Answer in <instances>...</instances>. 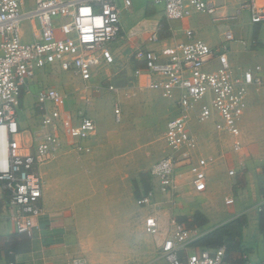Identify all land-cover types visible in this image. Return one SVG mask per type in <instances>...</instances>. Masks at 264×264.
<instances>
[{
  "label": "crops",
  "instance_id": "crops-1",
  "mask_svg": "<svg viewBox=\"0 0 264 264\" xmlns=\"http://www.w3.org/2000/svg\"><path fill=\"white\" fill-rule=\"evenodd\" d=\"M215 1L218 5L215 14L194 13L184 19L169 20L163 5L156 0H130L129 5L118 0L122 33L111 47L115 63L97 67L88 83L72 74L81 83L82 89H87L82 102L84 107L78 109L75 102L66 99L63 89L54 87L67 100L63 104V124L69 121L70 114L74 117L75 125L81 120L76 118L78 114L87 115L97 123L101 110L107 112L109 122H116V101L106 102L103 96L93 95L109 90V86L113 85H104L106 80L97 81L96 72L112 69L113 66L120 70L131 62L133 73L135 68L144 66L143 61L133 56L138 47L154 51L161 55V61H165L168 57L162 51L177 42L187 41L188 31L217 49L225 41V33L232 30L234 40L229 43L228 56L233 68L240 73L260 65L264 76V21L251 22L248 12L235 19L230 18L239 3L246 0ZM259 2L264 3V0ZM32 4L33 0H27L28 6ZM153 33L158 34V41L151 40ZM36 34L34 24H24L25 41L34 40ZM253 40L258 43L253 45ZM217 66L216 59L206 68L212 70ZM49 67L60 68L57 65ZM133 77L124 89L129 88L131 92L152 90L145 87L144 76ZM32 87L33 84L30 90ZM153 91L165 98L160 91ZM27 93L24 91L21 96L20 120L23 128L26 127L24 120L30 114ZM165 100L169 101L173 110L171 117L175 116L178 112L175 99ZM210 101L209 95L202 104ZM31 114L35 119L33 128L37 118L35 111ZM218 121L220 115L216 110L213 117L206 121L193 116L189 129L196 135L198 145L178 153L182 161L176 172L179 192L175 205L170 203V195L159 191L155 197L157 204L153 207L138 202L143 193L158 186L149 172L128 176L122 181L114 176H106L95 185L100 178L84 175L87 164L84 166L85 162H77L71 156L73 152H86L90 137L83 142L84 149L81 151L75 149L72 140L61 137L62 153L40 168L45 186L40 205L44 211L32 218L31 237L17 233L9 207L11 192L6 185L0 184V264H169L161 256L160 247L164 232L170 228V219L192 215L197 210L202 211L208 220L197 227L202 238L192 245L189 252L200 245L207 244L214 248L223 243L227 250L226 260L232 264H264V209H258L264 203V86H252L247 105L242 110L239 123L242 149L235 148L236 136L216 128ZM25 135L28 137L29 132L26 131ZM201 158L206 159V165H199ZM107 160L103 166L112 174L115 167L122 163L126 167L129 163L118 157ZM198 166L203 167L196 171L198 168L195 167ZM231 169L235 170V174H230ZM201 177L206 181V189L200 192L195 190L194 181ZM109 183L112 185L103 187ZM198 195L200 198L206 197V201L201 202ZM153 212L161 217L163 235L155 236L146 231L145 220ZM136 215L142 232L151 236L144 243L147 242L150 251L153 244L157 250L153 255H145L143 261L135 255L136 229L131 221ZM189 252L180 254L184 261Z\"/></svg>",
  "mask_w": 264,
  "mask_h": 264
},
{
  "label": "built area",
  "instance_id": "built-area-1",
  "mask_svg": "<svg viewBox=\"0 0 264 264\" xmlns=\"http://www.w3.org/2000/svg\"><path fill=\"white\" fill-rule=\"evenodd\" d=\"M125 5L130 0H122ZM163 5L169 20L184 19L194 13L215 14V0H156ZM248 12L253 23L264 21V3L246 0L236 7L230 16L235 19ZM34 24L35 39L25 41L23 26ZM122 33L118 0H0V184L10 190L9 207L18 233L33 235L32 218L43 213L40 199L44 193V180L40 172L42 165L56 157L63 147L58 127L63 124L64 94L54 87H41L36 93L35 116L38 119L32 130L23 128L20 120L22 93L30 90L37 73L49 66L57 65L62 70L89 82L97 67L115 63L112 44ZM188 40L177 42L162 54L168 57L161 61L159 54L144 47L134 51V58L143 61V67L134 70V76L145 77V87L158 90L168 99H175L177 114L166 124L164 138L171 152L156 161L150 175L158 184L139 198L143 206L157 204V192L170 195L175 205L178 196L177 168L182 159L179 152L198 145L196 135L189 125L196 116L206 121L218 111L219 131L237 137L235 148L242 149L240 120L247 105L248 94L254 85L264 86L262 67L256 65L238 73L232 66L228 51L234 40L232 30L225 33V41L215 49L187 32ZM158 41L157 33L151 35ZM256 45L257 40L252 41ZM218 66L207 69L214 60ZM115 89L114 85L109 86ZM209 103H203L208 96ZM115 120H122V109L116 105ZM29 132V136L25 132ZM97 124L87 115L68 130L75 149H84L83 142L95 134ZM206 165L205 158L199 160ZM230 174H235L231 169ZM196 191L206 189L203 177L194 181ZM264 209V203L258 206ZM161 217L155 212L145 220L146 231L155 236L163 235ZM170 228L164 232L160 247L161 256L169 264H232L226 260V246L217 248L200 246L189 252L202 236L199 229L188 228L176 217L169 221ZM189 252L184 261L180 254ZM246 258V255H244ZM10 264H14L11 262ZM244 264H251L245 262Z\"/></svg>",
  "mask_w": 264,
  "mask_h": 264
},
{
  "label": "rangeland",
  "instance_id": "rangeland-1",
  "mask_svg": "<svg viewBox=\"0 0 264 264\" xmlns=\"http://www.w3.org/2000/svg\"><path fill=\"white\" fill-rule=\"evenodd\" d=\"M64 71L61 68L47 67L32 81L33 87L26 95V101L29 107L28 113L30 114L24 120L25 128L31 129L35 123L34 116L31 113L35 111L36 93L41 87L61 88L65 91L64 93L68 101L75 102L77 108L84 107L82 102H84L83 98L86 95L84 91H87V89L84 87L82 89L81 83L77 81L71 72ZM95 75H97L95 78L97 81L106 80L104 85L106 83L107 85L113 84L115 89L95 92L93 95L103 96L106 102L115 100L116 105L122 109L123 118L120 122H109L107 112L101 110L99 114L100 118L96 123L97 131L90 137L86 152L82 154L73 152L71 155L72 158L77 162H85L83 163L84 166L87 164V169L83 170L84 175L92 177L93 179L100 178L95 185L99 184L98 182H101V178L106 176H114L122 181V178L126 177L128 179V176H139L140 174L148 173L156 161L171 152L164 138L166 121L173 114V110L169 106V101L165 100L158 92L153 90H137L136 92H131L129 88L124 89L129 81L134 78L131 62L126 63L120 70H116L115 66H113L112 69L106 71H97ZM69 116V121H64V124L58 127V133L68 141L73 140L68 136L69 127L71 124L75 125L74 117L71 114ZM81 116L82 114H78L76 118L80 119ZM206 141L208 142V140ZM109 157H118L119 159L125 160L126 163H129L126 167H123V163L121 166L115 167L116 169H114L112 174L103 166L107 163ZM201 167L203 166L195 167L198 168L196 171L201 169ZM111 185L112 183L104 184L103 187H109ZM198 196L200 198V195ZM201 198V202L206 201V197L201 196ZM138 215L131 221V224L136 229L137 242L135 255L138 260L143 261L145 255L148 256L150 253L153 255L157 250L153 244L150 251L147 242L144 243L151 236L142 232Z\"/></svg>",
  "mask_w": 264,
  "mask_h": 264
},
{
  "label": "trees",
  "instance_id": "trees-1",
  "mask_svg": "<svg viewBox=\"0 0 264 264\" xmlns=\"http://www.w3.org/2000/svg\"><path fill=\"white\" fill-rule=\"evenodd\" d=\"M176 219L179 222L186 224L188 228H196L198 226H201L202 224H205L207 222V220H208L207 216L202 211H200V210L195 211L192 215H181V216H177ZM215 233H217V232H215ZM18 234L24 235V234H21V233H18ZM208 236L209 235H207V237ZM201 238L202 237H200L198 240H200ZM221 245H223V243L220 244V245L214 246V248H217V247H219ZM200 246L208 247V248H212L213 247V246H209L207 244L200 245Z\"/></svg>",
  "mask_w": 264,
  "mask_h": 264
}]
</instances>
